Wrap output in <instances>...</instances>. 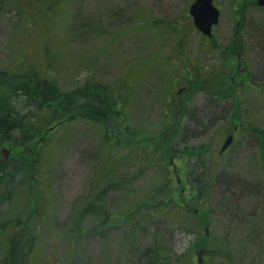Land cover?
I'll list each match as a JSON object with an SVG mask.
<instances>
[{
    "label": "rangeland",
    "instance_id": "374dc122",
    "mask_svg": "<svg viewBox=\"0 0 264 264\" xmlns=\"http://www.w3.org/2000/svg\"><path fill=\"white\" fill-rule=\"evenodd\" d=\"M213 1L221 16L211 40L193 24L189 8L194 0H64L42 8L43 21L37 18L34 26L26 4L35 9L38 0H0V73L33 67L64 91L88 80L121 85L136 79L127 112L131 129L141 135L159 132L175 105L186 100L178 114L181 127L175 146L206 150L203 158L213 180L208 197L196 206L186 162L176 159L168 166L174 198L189 212L204 213L207 227L198 228L189 217L184 220L181 208L151 217L141 208L134 221L114 225L113 219L102 229L101 220L87 217L82 237L71 241L63 233L74 204L88 201L96 191L104 132L88 121L73 122L50 136L54 153L47 164L49 188L41 193L50 198L51 209L45 205L40 214H31L30 187L16 191L12 203L1 207L4 218L12 219L25 208L21 225L9 233L5 249L14 248L6 264L20 258V235L37 232L41 245H35L33 255L39 246L38 264H147V255L154 252L160 264H264V173L259 143L249 132L251 125L264 128V7L258 0ZM175 32L183 34L181 45L175 43ZM237 37L240 50L226 54ZM229 68L225 82L215 84L217 89L207 85ZM210 88L218 93L229 88L241 112L236 114L232 97L226 99L231 92L220 100ZM229 135L233 143L220 153ZM28 147L14 151L5 144L2 159L25 156ZM143 163L131 156L120 165L123 185L105 202L112 215L138 206L157 183L154 170L138 175L148 166ZM201 235L206 248L197 251L193 244L201 242Z\"/></svg>",
    "mask_w": 264,
    "mask_h": 264
},
{
    "label": "trees",
    "instance_id": "16d2710c",
    "mask_svg": "<svg viewBox=\"0 0 264 264\" xmlns=\"http://www.w3.org/2000/svg\"><path fill=\"white\" fill-rule=\"evenodd\" d=\"M61 1L64 0H38L40 5L35 9L42 13V8L45 9L49 6L51 9L53 5H59ZM28 6L30 5L26 4V7L31 11L30 24L36 25L35 21L39 22L37 18L43 21L46 12L43 14L35 13L33 12L35 9ZM55 12L56 10H53V16ZM173 35H176L175 43L181 45L183 34L175 32ZM241 45V40L232 39L229 47H226L225 53L234 54L240 50L239 46ZM230 69L227 72L222 71V75L206 81L207 85L217 89L218 86L215 84L225 82L226 74L231 72ZM238 76L239 72L235 74L234 79H237ZM134 81L136 79L119 85L88 80L69 91H64L60 89L56 80L42 75L40 70L33 67H19V70L16 71L0 73V256L2 258L0 264H6L10 261V250L14 247L11 246L9 250L5 249L11 236L9 233L14 230L15 226L21 225L19 222L20 215L25 210L22 208L21 211L17 212L16 215L18 216L12 219L10 216L4 218L1 207L4 204L12 203L16 191L30 187V195L33 201H30L28 205L31 207V214H40L41 207L45 205H47L48 210L51 209L50 198L41 193L42 188L47 187L46 191L49 188L47 164L54 153L50 136L61 128L79 120L91 122L104 130L102 148L100 149L101 166L97 172L95 193L88 201L74 204L70 224L63 233L65 238H69L71 241H77L81 238L82 222L87 217L101 220L102 223L98 227L102 229L107 221L113 219H115V222H112L114 225L116 222L118 225L119 223L134 221L141 212V208L147 209L145 213L148 217L155 214L168 216L181 208L186 212L182 213L184 220L185 217L194 219L198 228L208 226L204 213H201L200 210L189 212L173 196V176L168 167L173 160L186 162L187 180L191 187L190 190L195 196L196 206L204 203L208 197L210 183L213 181L203 158L206 150L195 152L188 146L183 150L175 146L177 132L181 127V117H178V114L185 106L186 100L175 105L170 121L166 118L163 128L159 132L154 135L151 133L141 135V132L131 129L127 112V105L134 91ZM237 83L240 84V82ZM229 84L232 86L233 82L230 80ZM189 89L194 90L192 81H190ZM211 90L215 92L213 89ZM230 92L232 95L226 99L233 98L238 115L241 112V103L229 88L223 93H215L220 95L219 99L221 100L225 98L223 95L227 96ZM216 95L213 98H216ZM231 127L235 128L232 120ZM249 132L259 143L261 169L264 173V128L251 125ZM39 140H41L39 147L34 149L33 146ZM5 144L12 146L14 151H20L25 146L28 147L27 144L30 146L25 156L17 155L18 157L13 156L8 161H4L1 149ZM220 153H222L221 149ZM131 156L134 160L148 164L147 168L139 171L138 175H145L149 173V170H154L156 175L158 174L157 183L150 188L152 191L144 194V198H141L138 206L124 208L118 215H112L105 202L109 193L122 187L123 182L118 178V169ZM178 191L181 195V189ZM45 218L47 217L43 216L42 221H45ZM20 236L22 243L19 249L20 255L18 253L20 258L17 257V262L14 264H33V261L38 264L40 258L36 254H38L39 246L33 255L35 245H41L38 232L37 234L32 233V235L30 233L27 236L23 233ZM198 239H201V242L197 241L196 245L195 242L193 244L197 251L206 248L205 244L207 243L203 235L199 236ZM206 251L209 256L213 255V252H209L208 249L204 250L205 253ZM49 255H52L51 251ZM147 258L149 260L147 264H160L155 252L147 255Z\"/></svg>",
    "mask_w": 264,
    "mask_h": 264
},
{
    "label": "water",
    "instance_id": "95a60500",
    "mask_svg": "<svg viewBox=\"0 0 264 264\" xmlns=\"http://www.w3.org/2000/svg\"><path fill=\"white\" fill-rule=\"evenodd\" d=\"M259 7H264V0H258ZM189 13L193 18L195 27L207 37H212L213 28L219 23L220 11L214 5L213 0H195L190 6ZM233 141V137L229 136L221 148L224 152ZM203 253H201L202 255ZM202 261L199 259V262Z\"/></svg>",
    "mask_w": 264,
    "mask_h": 264
}]
</instances>
